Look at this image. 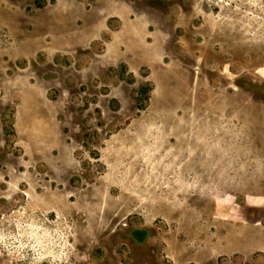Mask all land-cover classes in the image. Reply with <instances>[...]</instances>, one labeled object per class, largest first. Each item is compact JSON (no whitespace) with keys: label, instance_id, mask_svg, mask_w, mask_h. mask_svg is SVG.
<instances>
[{"label":"rangeland","instance_id":"374dc122","mask_svg":"<svg viewBox=\"0 0 264 264\" xmlns=\"http://www.w3.org/2000/svg\"><path fill=\"white\" fill-rule=\"evenodd\" d=\"M0 264H264V0H0Z\"/></svg>","mask_w":264,"mask_h":264},{"label":"trees","instance_id":"16d2710c","mask_svg":"<svg viewBox=\"0 0 264 264\" xmlns=\"http://www.w3.org/2000/svg\"><path fill=\"white\" fill-rule=\"evenodd\" d=\"M145 92H147V88H141L140 89V93H145Z\"/></svg>","mask_w":264,"mask_h":264}]
</instances>
